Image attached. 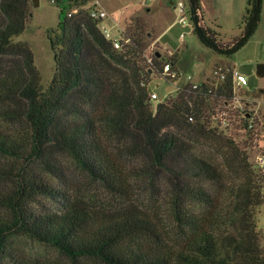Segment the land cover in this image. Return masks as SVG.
Segmentation results:
<instances>
[{
    "label": "trees",
    "instance_id": "1",
    "mask_svg": "<svg viewBox=\"0 0 264 264\" xmlns=\"http://www.w3.org/2000/svg\"><path fill=\"white\" fill-rule=\"evenodd\" d=\"M88 1L66 0L58 14L59 33L47 31L55 71L43 90L29 44L14 39L31 18V3L0 0V156L22 161L24 173L37 159L58 177L62 168L51 157L66 156L119 204L106 209L92 203L94 194L67 193L41 174H24L20 190L0 198L6 210L0 216V264L17 234L53 247L69 264H264L255 220L262 178L244 149L251 142H235L206 126L211 99L224 102L233 95V70L227 67L217 86L187 82L153 110L148 84L161 62L144 50L142 23L124 32L128 42L117 49L83 8ZM186 2L197 39L219 55L231 56L244 46L261 18L262 0H247L241 33L224 43L203 25L200 0ZM73 6L78 10L69 17ZM169 62L179 72L176 58ZM240 126L250 135L246 119ZM200 139L221 162L190 151L189 143ZM117 147L124 156L140 153L148 160L141 170L147 179L169 174L172 187L164 207L170 227L151 205L130 202L135 175L120 163ZM39 195L60 198L61 209L26 206Z\"/></svg>",
    "mask_w": 264,
    "mask_h": 264
},
{
    "label": "rangeland",
    "instance_id": "2",
    "mask_svg": "<svg viewBox=\"0 0 264 264\" xmlns=\"http://www.w3.org/2000/svg\"><path fill=\"white\" fill-rule=\"evenodd\" d=\"M29 1L32 6L31 18L23 32L14 39L29 44L44 90L55 71L53 51L47 38V31L54 29L55 34L59 33L56 30L58 14L62 7L67 8V2L64 0L53 3L52 0H38L36 5H32V1ZM202 1L203 25L218 32V39L224 43L239 36L243 26V15L246 13L247 0ZM100 2L111 17L119 22L124 32H128L129 28L134 29L137 22L142 23L144 50L147 56L157 51L160 53L161 64L154 68L148 84L149 92H155L158 96L156 100L151 101L153 110L156 103L176 97L178 89L187 83V75L196 83L207 82L210 85L215 83L218 85L223 79L217 80L214 70L217 66V70L219 67L223 70L231 68L246 78V84L240 86L232 80L233 95L230 99L224 102L222 98L211 99L205 107V118L208 121L206 126L217 128L218 132L232 138L235 142L250 141L251 145L247 143L244 149L255 172H258L254 159L258 154H264V75L257 74V65L264 64V0L261 3V18L255 33L231 56L219 55L199 42L192 30L186 0H100ZM178 2L184 5L186 25H181L177 21L180 15L177 8ZM92 4V1H88L83 8L88 9L92 7ZM170 57L176 58V66L179 70L178 77L173 79L159 72L161 66L169 62ZM244 119L247 120L249 129H252L250 135L240 126ZM9 127L10 124L7 123L5 128L9 129ZM189 144L192 153L216 163L222 161L218 152L207 145L204 139L194 140ZM114 150L121 156L120 163H123L127 170L135 175V195L130 202L137 207L151 205L152 211L164 218V227H170L165 219L166 209L164 207L167 200L166 194L172 187L169 185V174L163 172L162 176L157 174L153 180L147 179L141 170L148 165V160L146 161L140 153L124 156V152L118 150V147ZM24 154L31 155V151L27 150ZM51 159L60 164L61 177L48 174L37 159L28 164L24 173L22 161L0 156V198L7 193L18 192L20 190L19 179L24 174L29 176L36 172L46 178L54 188L64 189L67 193L72 189V193L79 190L83 196L94 194L92 203L98 206L104 204L103 207L106 209L110 208L109 205L119 202L118 199L113 198L112 194L104 191L99 183L91 182L83 172L76 169L68 157L53 154ZM263 196L262 193L261 203L255 209V220L259 231L260 246L264 252ZM25 203L26 206L36 211L59 210L62 207L60 198L40 195ZM4 214L6 210L0 203V216ZM3 259L5 264H69L53 247L43 245L22 234L9 239Z\"/></svg>",
    "mask_w": 264,
    "mask_h": 264
},
{
    "label": "built area",
    "instance_id": "3",
    "mask_svg": "<svg viewBox=\"0 0 264 264\" xmlns=\"http://www.w3.org/2000/svg\"><path fill=\"white\" fill-rule=\"evenodd\" d=\"M92 1V7L86 9L88 11V14L91 18L98 21V27L102 34L105 36L106 39L110 40L115 48H120L122 45V42H128V38H125V34L121 26L112 20L111 15L109 12L101 5L100 0H91ZM53 3H57L55 0H52ZM177 8L179 10V17L177 21L181 25H186V11L184 10V5L182 2L177 3ZM70 9V8H69ZM77 7H72L70 10H67V15L70 17L73 14L77 12ZM190 18V14H189ZM112 21V23H108V21ZM148 61H151V59H148ZM227 70V69H226ZM217 75V80L224 79L226 75V71L223 70L222 67L218 68V70L215 71ZM163 74L167 76L169 79H173L175 77H178L179 72L172 69V65L170 62H165L163 64ZM187 82L191 83L193 87H196L199 83L193 82L191 80V77L187 75ZM232 80L236 83L237 86L246 84V78L237 72H233L232 74ZM217 84L215 83L214 86ZM157 94L155 92L150 93V100H156ZM251 125V124H250ZM255 166L257 168V171L259 175L262 178V193L264 195V154H258L255 159ZM264 197V196H263Z\"/></svg>",
    "mask_w": 264,
    "mask_h": 264
},
{
    "label": "water",
    "instance_id": "4",
    "mask_svg": "<svg viewBox=\"0 0 264 264\" xmlns=\"http://www.w3.org/2000/svg\"><path fill=\"white\" fill-rule=\"evenodd\" d=\"M37 3H38V0H32V4L36 5ZM155 55L157 57H160V53L158 51L155 53ZM257 74L260 76L264 75V64L263 63H260L257 65Z\"/></svg>",
    "mask_w": 264,
    "mask_h": 264
},
{
    "label": "crops",
    "instance_id": "5",
    "mask_svg": "<svg viewBox=\"0 0 264 264\" xmlns=\"http://www.w3.org/2000/svg\"><path fill=\"white\" fill-rule=\"evenodd\" d=\"M200 3H201V8L203 9L204 8V6H203V1L202 0H200ZM33 5V4H32ZM101 5H102V3H101ZM103 6V5H102ZM32 7V6H31ZM245 15V14H244ZM244 15H243V17H244ZM112 20H114L115 22H117L118 24H119V22L117 21V20H115L114 18H112ZM108 23H112V21L110 20V21H108ZM121 26V25H120ZM220 68V67H219ZM233 72H236V71H234L233 70ZM193 82H195L194 80H192Z\"/></svg>",
    "mask_w": 264,
    "mask_h": 264
}]
</instances>
